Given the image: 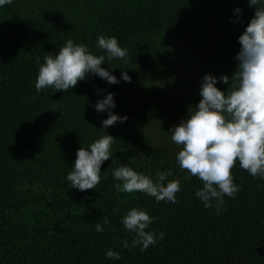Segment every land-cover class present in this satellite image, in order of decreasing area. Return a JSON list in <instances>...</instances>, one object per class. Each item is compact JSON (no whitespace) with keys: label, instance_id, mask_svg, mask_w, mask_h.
<instances>
[{"label":"trees","instance_id":"trees-1","mask_svg":"<svg viewBox=\"0 0 264 264\" xmlns=\"http://www.w3.org/2000/svg\"><path fill=\"white\" fill-rule=\"evenodd\" d=\"M254 13L248 0H14L0 8V264H264V180L237 161L241 190L225 196L217 215L195 196L202 181L180 168L170 135L202 99L205 74L234 73L238 37ZM100 35L128 49L127 60L110 62L115 69L102 66L118 78L126 70L130 83L89 76L69 90L37 91L49 53L72 39L103 54ZM230 83L217 87L227 92ZM107 92L115 93L113 112L128 119L102 129L107 112L93 105ZM107 134L116 140L101 182L71 188L77 150ZM122 164L153 178L170 170L181 183L178 202L118 192L112 170ZM133 207L166 233L146 251L122 247L133 234L121 218ZM110 248L120 260L105 255Z\"/></svg>","mask_w":264,"mask_h":264},{"label":"clouds","instance_id":"clouds-1","mask_svg":"<svg viewBox=\"0 0 264 264\" xmlns=\"http://www.w3.org/2000/svg\"><path fill=\"white\" fill-rule=\"evenodd\" d=\"M13 2L0 0V8ZM248 3L255 13L238 37L241 47L235 57L236 70L231 77L205 74L200 85L202 99L189 108L187 119L170 129L171 140L180 147L176 154L180 168L202 181L195 196L205 208H215L217 215L224 211L225 196L235 197L241 190L232 173L237 161L250 175L264 180V0H248ZM234 11L242 13L240 7ZM96 47L102 49L103 54H94L87 44L69 39L57 53H49L39 66L37 91L49 87L54 92L69 90L89 76H98L108 84H119L121 80L130 83L132 77L126 70L118 78L102 66L108 64L115 69L110 65L113 59L127 60L129 51L120 46L118 38L100 35ZM230 80L227 92L217 87L218 83L228 85ZM105 91L98 89V94ZM114 97L115 93L107 92L93 105L97 113L107 112V118L101 121L102 129L128 119L127 115L113 112ZM115 140L107 134L77 150L72 170L66 177L71 188L84 191L97 187L102 178V165L112 158ZM112 175L118 192H140L154 197L157 202H178L176 194L181 191V183L178 179H168L170 170L158 169L153 178L122 164L112 170ZM154 219L142 208H131L121 220L124 229L133 236L131 243L123 239L122 247H139L140 251H146L163 241L164 231L157 234L150 229ZM103 224H110L107 215L103 216ZM103 231V225L97 223L96 232ZM105 255L113 260L121 259L120 252L111 248Z\"/></svg>","mask_w":264,"mask_h":264}]
</instances>
